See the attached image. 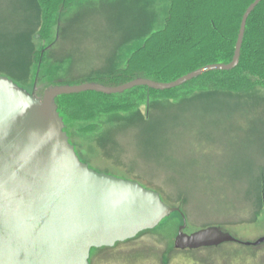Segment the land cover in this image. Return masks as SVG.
Listing matches in <instances>:
<instances>
[{"label": "rangeland", "instance_id": "1", "mask_svg": "<svg viewBox=\"0 0 264 264\" xmlns=\"http://www.w3.org/2000/svg\"><path fill=\"white\" fill-rule=\"evenodd\" d=\"M170 1L81 0L43 38L38 0H0V75L40 96L51 85H112L106 74L124 67L164 26ZM36 50H43L42 61L35 60ZM151 105L150 117L143 105L132 114L107 116L93 134L74 130L79 157L182 206L188 233L216 225L242 241L264 236V88L206 91ZM173 229L171 224L164 235L147 234L112 250L92 249L90 264H264V243L176 251Z\"/></svg>", "mask_w": 264, "mask_h": 264}, {"label": "water", "instance_id": "2", "mask_svg": "<svg viewBox=\"0 0 264 264\" xmlns=\"http://www.w3.org/2000/svg\"><path fill=\"white\" fill-rule=\"evenodd\" d=\"M260 1L253 0L242 15L231 62L208 63L175 80L139 76L120 85H51L38 96L0 75V264H89L92 248L134 238L179 210L159 191L84 162L65 130L56 98L92 90L121 93L139 85L170 89L210 70L233 69L248 16ZM186 225L184 219L178 228L177 249L264 243V236L242 241L216 225L188 233Z\"/></svg>", "mask_w": 264, "mask_h": 264}, {"label": "trees", "instance_id": "3", "mask_svg": "<svg viewBox=\"0 0 264 264\" xmlns=\"http://www.w3.org/2000/svg\"><path fill=\"white\" fill-rule=\"evenodd\" d=\"M79 1L81 0H38L41 9L38 36L48 38L52 28L59 24L62 12ZM252 1L171 0L164 26L151 32L128 57L126 65L106 74L105 79L111 81L112 85H120L139 76L162 82L171 81L208 63L231 62L242 15ZM248 17L240 61L233 69L210 70L170 89L156 90L139 85L121 93L105 94L92 90L58 96L56 103L71 143L74 144L75 141L74 130L77 136L93 134L102 128L104 119L109 115L132 114L144 105L150 117L152 101L165 99L178 102L206 91L242 94L258 88L263 89L264 0L260 1ZM55 41L56 39L50 44ZM42 51L36 50L34 53L37 62L42 61L44 57ZM177 207L179 210L164 218L154 229L140 231L136 237L117 242L111 247L92 249L112 250L147 234L164 235L171 224L174 228L173 233L177 231L183 219L188 220L184 208L179 205ZM170 249H175L172 244ZM175 250L183 251L177 248ZM164 260L168 262L166 256Z\"/></svg>", "mask_w": 264, "mask_h": 264}, {"label": "flooded vegetation", "instance_id": "4", "mask_svg": "<svg viewBox=\"0 0 264 264\" xmlns=\"http://www.w3.org/2000/svg\"><path fill=\"white\" fill-rule=\"evenodd\" d=\"M31 93V92H30ZM33 95H38V94H34V93H32ZM38 96H40V95H38ZM42 96V95H41ZM90 263V262H89Z\"/></svg>", "mask_w": 264, "mask_h": 264}]
</instances>
